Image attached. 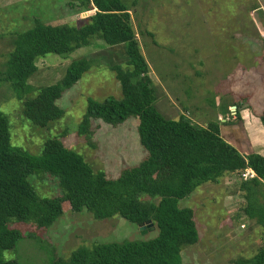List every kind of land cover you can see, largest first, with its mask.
Masks as SVG:
<instances>
[{
	"label": "rangeland",
	"instance_id": "1",
	"mask_svg": "<svg viewBox=\"0 0 264 264\" xmlns=\"http://www.w3.org/2000/svg\"><path fill=\"white\" fill-rule=\"evenodd\" d=\"M125 1L131 4L142 52L151 68L157 109L168 118L184 113L203 126L218 121L225 139L230 134L241 143L242 151L255 152V137L264 139V128L254 123L264 113V0ZM79 10L73 0H0V70L12 49L14 32L32 27L36 19L49 25L78 24L87 16ZM97 44L67 57L49 53L37 61L39 69L29 79L35 89L62 79L74 59H101L57 101L65 115L50 127H36L24 117L22 102L8 82L0 84V110L9 119L13 145L39 154L45 141L58 135L94 170L117 178L148 153L140 143L135 117L117 126L94 120L90 137L78 133L90 97L99 101L122 97L120 82L109 65L123 63L125 49L104 46L102 41ZM237 109L241 119L236 117ZM241 178L229 173L180 201V207L193 210L199 232L196 242L182 248L184 264H233L239 258H251L262 245V227L245 215ZM29 180L42 197L61 192L55 177L40 174ZM147 200L159 203L160 198ZM64 204V213L51 226L12 222L11 227L23 237L13 249L0 251V259L51 264L57 258L69 260L81 245L146 240L158 233L157 227L142 232L138 224L119 214L99 218Z\"/></svg>",
	"mask_w": 264,
	"mask_h": 264
},
{
	"label": "trees",
	"instance_id": "2",
	"mask_svg": "<svg viewBox=\"0 0 264 264\" xmlns=\"http://www.w3.org/2000/svg\"><path fill=\"white\" fill-rule=\"evenodd\" d=\"M73 1L79 13L95 11L78 24L49 25L36 19L32 27L14 32L12 49L0 70V84H10L22 102L25 118L36 127L48 128L65 115L57 101L101 59H74L62 79L35 89L29 79L39 69L37 61L49 53L67 57L97 41L109 47L123 46L126 60L109 65L120 82L122 97L109 96L103 101L90 97L78 133L90 137L94 120L117 126L135 117L140 143L148 154L139 164L125 167L119 177L110 178L68 148L61 136L46 140L39 154L13 145L9 119L0 110V251L13 249L23 237L11 227L12 222L51 226L64 213L66 203L74 212L87 210L99 218L119 214L138 225L152 219L158 233L146 240L81 245L69 260L57 258L51 264H184L182 248L196 242L199 232L193 210L180 207V201L201 185L235 173L242 177L239 186L246 201L245 215L262 227L263 238L251 258H236L233 264H264V155L242 153L222 136L218 121L203 126L184 113L168 118L157 109L151 68L129 2ZM236 117L241 119L238 109ZM259 120L264 127V113ZM247 169L255 176L245 179ZM40 174L55 177L60 194L40 196L29 180ZM0 264L20 262L0 259Z\"/></svg>",
	"mask_w": 264,
	"mask_h": 264
},
{
	"label": "crops",
	"instance_id": "3",
	"mask_svg": "<svg viewBox=\"0 0 264 264\" xmlns=\"http://www.w3.org/2000/svg\"><path fill=\"white\" fill-rule=\"evenodd\" d=\"M95 10L93 9V10H90V13L89 14H92L93 12H94ZM88 12V11H87ZM224 121V120H223ZM260 122V120H259V118H258V120H255L254 119V123L255 122ZM226 122V121H225ZM224 122V123H225ZM244 122V121H243ZM227 123V122H226ZM253 124V123H252ZM255 125V124H254ZM256 125H258L259 126V128H264L262 125H259L258 123L256 124ZM253 128V127H252ZM229 134V133H228ZM252 137H255V136H252ZM226 140H228L230 143H232L234 146H236L242 153H245V154H250V153H253V151L252 152H244V151H242V149H241V143H239V142H237V141H235V139H233L231 136H230V134H229V136L226 134ZM258 138L259 137H255V139H257V143H258ZM262 140H264L263 138H261ZM261 139L259 138V141H261ZM256 142H254L253 144H254V146H253V150H255V152H259L260 154H262V155H264V143L262 144L261 142H259L258 143V145H256L255 143ZM250 148H251V146H250Z\"/></svg>",
	"mask_w": 264,
	"mask_h": 264
},
{
	"label": "water",
	"instance_id": "4",
	"mask_svg": "<svg viewBox=\"0 0 264 264\" xmlns=\"http://www.w3.org/2000/svg\"><path fill=\"white\" fill-rule=\"evenodd\" d=\"M87 16H89L90 14L89 13H85ZM86 16V17H87ZM232 108H234V110L236 109V106H232ZM116 215H118V214H116ZM139 227H140V230L142 231V232H145V228L146 227H149V229L150 230H153V229H155V227H156V225H155V223H154V221L152 220V219H149L146 223H140L139 224Z\"/></svg>",
	"mask_w": 264,
	"mask_h": 264
},
{
	"label": "built area",
	"instance_id": "5",
	"mask_svg": "<svg viewBox=\"0 0 264 264\" xmlns=\"http://www.w3.org/2000/svg\"><path fill=\"white\" fill-rule=\"evenodd\" d=\"M87 13H90V11H88ZM243 176L245 179L250 178L255 176V172L252 169H247L244 173Z\"/></svg>",
	"mask_w": 264,
	"mask_h": 264
}]
</instances>
